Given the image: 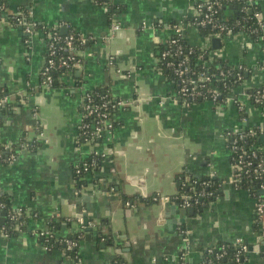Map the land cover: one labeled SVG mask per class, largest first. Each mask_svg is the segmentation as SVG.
<instances>
[{"label": "crops", "instance_id": "0c3cea01", "mask_svg": "<svg viewBox=\"0 0 264 264\" xmlns=\"http://www.w3.org/2000/svg\"><path fill=\"white\" fill-rule=\"evenodd\" d=\"M0 1L11 12L24 10L38 26L61 25L62 36L73 32L87 39L76 46L79 67L46 88L45 34L0 25V144L6 152L16 150L14 160L0 161V195L30 214L28 229L8 238L0 234V264H109L117 256L127 264H204L206 248L241 240L252 250L238 264H264L255 248H264V224L254 229L256 197L230 183L225 140L226 133L243 128L264 135V107L243 95V88H264L262 40L202 34L191 23L204 0H113L112 16L94 0ZM256 1L264 18V0ZM113 21L120 30L107 41ZM174 25L182 26L189 46L243 68V86L229 103L218 107L199 100L187 107L179 100L178 82L159 70L161 48L175 35ZM86 93L131 101L113 111L114 128L96 146L79 138ZM236 100L246 121L239 118ZM32 140L37 146L27 148L24 141ZM106 149L112 153L85 181L76 177L78 164ZM211 175L217 191L200 212L151 201L155 194L177 195L181 176ZM79 218L93 227L83 228ZM51 222H59V238L85 231L78 260L65 250L45 249L36 234L49 231ZM96 226L112 235V246L97 241L90 231Z\"/></svg>", "mask_w": 264, "mask_h": 264}, {"label": "built area", "instance_id": "2783aa9c", "mask_svg": "<svg viewBox=\"0 0 264 264\" xmlns=\"http://www.w3.org/2000/svg\"><path fill=\"white\" fill-rule=\"evenodd\" d=\"M94 1L102 5L105 10L108 11L107 2H99V0ZM239 1L240 0H204L197 5V13L191 24L199 29L209 28L210 34L208 36L211 37L223 38L242 33L247 34L250 38H252V35L257 36L264 42V18L261 12L253 10L256 0H243L247 5L248 13L251 10L249 14L253 15L255 18L256 26H249L250 28L247 29L248 19L246 17L232 24H228L217 18L218 10L222 7L223 2L233 3ZM1 24L11 27H21L27 34H32L36 25L29 21L28 18L23 19L19 14L11 12L8 6L0 1V25ZM60 26L51 29L48 28V30L43 28V33L46 36V56L41 69V76L42 83L46 88H51L53 86L55 81L54 71L59 68H67L69 69L68 71L71 72L73 68L79 67L81 60L76 58V44H84L87 41L85 37L79 36L73 32L62 36L58 29ZM172 28L175 31V36L166 42L165 50L160 54L159 70L164 73L163 68H167L174 75L175 81H177L179 85V100L187 107H190L199 100L211 102L218 107L229 103L231 96H227L221 101L220 105H217V101L221 96V91L216 86V83L219 84L225 81L226 78L232 76L233 71L237 70L241 72L237 73L234 78L236 81H240L242 79L241 73L243 72V68L232 66L228 69L220 70L216 75L210 74L207 69H209L210 66H212L210 64L214 62V56H210L209 59L204 62L206 69L203 68L204 70L201 69L200 71L195 70L188 65L186 58L183 57V46L179 40V38L182 39V26L174 25ZM119 30V23L113 21L111 23V31L106 37V40L109 41L113 39ZM62 51H65L67 56L62 57L59 62H56L55 56ZM175 58L177 59L175 60ZM262 70L264 71V67ZM240 84V86H243V80ZM243 95L255 104L264 103V88L256 90L254 94H250L247 88H243ZM95 97L98 98L93 93H86L84 95L83 116L80 124L79 138L84 142L92 143L96 146L98 140L102 138L104 134L111 132L114 128L110 111L125 109L131 105V101L106 96H103L98 101ZM235 103L239 110L243 109V106L238 100H236ZM90 119H92L93 131L89 130ZM241 120L246 121V118H241ZM248 135H254L252 129L246 132L245 128H243L241 130L228 132L225 135V140L231 153L233 167L230 183L236 188H241L243 177L254 178V183L259 191L263 193V195H257L253 192V195L256 197L255 222L261 227L264 224V149L262 146H254L250 148V150H245L239 146L240 141L245 139ZM25 146L30 147V144H25ZM111 153L112 151L110 149H106L104 152L98 150L93 151L89 163L83 162L78 164L76 173H80L81 167H83V170H86V172H92L100 165L98 163V158H102L103 161L109 157ZM14 159L15 155H11L6 160L12 161ZM212 176L213 175L206 180H191L185 178V181L189 184L187 193L178 192V194L173 197L155 194L151 196V200L155 203L170 201L186 209H195L198 206H203L202 200L214 197L215 194L205 189L197 190L196 186L200 184L208 188L211 184ZM126 204L129 207L132 206L130 202ZM0 210L6 211L7 222L11 224L15 223L18 227L22 225V222L19 221L21 214L30 216L29 211L26 209H13L11 207L10 210H7L2 202H0ZM79 222L83 224V228L93 227L89 222L87 225L83 223L82 218H79ZM5 225L0 226V234L8 238L9 235L7 229H5ZM36 235L38 238H45V243H43L44 247L50 250L51 247L47 245L46 242L48 239L54 238L55 235L50 231L38 232ZM79 237H81V235ZM59 242L64 244L66 251H70L77 246V243L70 239H59ZM255 246L256 250L260 251V254L264 258V248L258 246V244ZM230 247L229 245H222L219 249L217 246L206 248L204 264H219L222 259L227 257ZM233 248L235 250L234 256L236 261H240L241 259L244 260L246 255L251 251V248L242 240L233 244ZM78 259L79 257L75 260Z\"/></svg>", "mask_w": 264, "mask_h": 264}, {"label": "trees", "instance_id": "16d2710c", "mask_svg": "<svg viewBox=\"0 0 264 264\" xmlns=\"http://www.w3.org/2000/svg\"><path fill=\"white\" fill-rule=\"evenodd\" d=\"M107 2L108 3V14L112 16V14L115 12V5L113 4V0H99V2ZM253 10L254 11H259L262 12V7L259 4V2L256 1V3L253 6ZM13 13H17L19 14V16H21L23 19L24 18H28L27 13L24 10H18L15 11ZM246 17L248 19V26L247 29H249V26H256V21L253 15H250L247 11V5L246 3L243 2V0H240L239 2H233V3H229V2H223L222 7L218 10L217 13V18L223 22H226L228 24H232L235 23L237 20H240L242 18ZM43 28H45V30H48L47 27L45 26H38L37 24L35 25V29H40L43 32ZM51 29V28H49ZM200 31L202 32V34L209 35L210 34V29L209 28H200ZM175 36V35H174ZM172 36V37H174ZM46 38V36H45ZM252 39L254 40H261L259 37L252 35ZM180 43L183 46V57L186 58L187 63L189 66H191L192 68H194L197 71H200L201 69L205 68V64L204 62H206L209 57L211 56V52H209V50H203L197 47H192L189 46L187 44V42H185V40L182 38H179ZM79 44V43H78ZM77 46V44H76ZM165 47L161 48V52L163 50H165ZM66 52L62 51L59 52L56 56H55V60L56 62H59L61 60L62 57H66ZM76 58H78V56L76 55ZM177 58H175L176 60ZM213 64L212 66H210L208 70V72L210 74H218V72L220 70L223 69H228L229 67H232L230 65H228V63L226 61H223L221 58L218 57H213ZM164 70V74L166 76H168L169 78L175 80L174 75L171 73V71L167 68H163ZM69 69L67 68H59L58 70L54 71V77H55V81L53 83V86H55L57 84V79L59 77H61L62 75L66 74L68 72ZM73 70H76V68H73ZM72 70V71H73ZM204 70V69H203ZM241 72V71H240ZM238 70L237 71H233L232 72V76H230L229 78H226L225 81L220 82L219 84L216 83V86L220 89L221 91V96L217 101V105L221 104V101L226 98L227 96H233L236 97V89L241 85L240 83H242V80L244 81L245 79V73L244 71L241 73V77L242 79L240 81H236V79L234 78V76L237 73H240ZM225 83V84H224ZM260 88L257 89H250L249 93L250 94H254L256 92V90H258ZM94 94V93H93ZM95 96H99L94 94ZM96 98V97H95ZM102 98V96H99L98 98H96L98 101ZM254 103V102H253ZM255 104V103H254ZM258 106H262L264 107V103L263 104H255ZM114 110H111V114L113 113ZM239 118H247V114L245 113L244 108L242 110H239ZM90 131H93V123H92V119H90V127H89ZM246 132H248L249 130H251L250 128H245ZM254 132V135H248L245 139L241 140L239 143V146H241L243 149L245 150H250V148L254 147V146H261V141H260V137H261V133H260V129H252ZM26 144H30L31 148H35L37 146V141L36 140H32V141H24ZM23 142V143H24ZM27 147V148H30ZM16 154V150H12L8 152H6L5 148L0 144V161H5L9 156ZM260 156V154H259ZM102 162V158H98V163L100 164ZM85 163H89L88 161H85ZM94 171V170H93ZM89 172H86V170H83V167L80 168V173L77 174L76 173V177L80 178L82 180L85 181V176L88 174ZM208 179V178H206ZM206 179H201V180H206ZM264 180V179H263ZM177 187H178V192L180 193H187L188 189H189V184L188 182L185 181V177L181 176L179 178H177ZM201 182V181H199ZM241 188L243 189H249L252 192H255L257 195H261L259 189L257 188L256 184L254 183V178L253 177H243L242 183H241ZM197 190H202L205 189L209 192H213L214 194H216L217 191V182L216 180H212L211 179V184L210 186L207 188H205L204 186L198 184L196 186ZM213 197L202 200L203 204L205 205L208 201H210ZM132 199L129 200H124L125 203L131 201ZM152 201V200H151ZM0 202H2L5 205V208L7 210H10L12 206H10V203L3 197L0 195ZM203 206H198L197 208H195V212H200L203 209ZM29 219L30 217L27 216L26 214H21L19 217V221L22 222L21 226H17L15 223H9L7 222L5 225V229H7V233L9 235V237L11 236H16L19 232H23L26 229H28V225H29ZM69 221H66V223H68ZM59 226V222H51V226H50V232L52 234L55 235L54 238L52 239H48V241L46 242L47 245H49L51 247L50 250H56V249H61V250H65V246L63 243L59 242V239H70L73 240L77 243V246L75 248H73L70 251H66L65 252L71 256L74 259H77L79 257V249H80V245L82 243V241L85 238V231L81 230L75 234H72V236L67 237V238H59L56 236V231L58 229ZM96 231L93 229H91L90 231L93 233V231L95 232L94 235L97 238V241L99 243H104L106 246H112L114 244V239L112 237L111 234H106L104 232V228H100V226H96ZM254 229L256 231H260V226L259 224H255ZM81 235V237H79ZM41 242L45 243V238H40ZM222 245H229L231 246L230 249L228 250V255L225 259H222L219 264H222L223 262H231L232 264H238L240 263L243 259H241L240 261H236L234 253L235 250L233 248V244H219L217 246V248L219 249L220 246ZM249 246V245H248ZM250 247V246H249ZM251 248V247H250ZM204 254H205V250H204ZM204 260H205V256H204ZM109 264H127L126 260L121 257V256H117L116 258H114ZM181 264H185L184 261H181Z\"/></svg>", "mask_w": 264, "mask_h": 264}, {"label": "water", "instance_id": "95a60500", "mask_svg": "<svg viewBox=\"0 0 264 264\" xmlns=\"http://www.w3.org/2000/svg\"><path fill=\"white\" fill-rule=\"evenodd\" d=\"M249 13H251V10L249 11ZM212 41H213V43H217V44H219L221 40H220V38H214V39H212ZM261 139H262V141L264 142V135H262ZM186 210H187V213H188V214L193 215V214L195 213V209H193V208L186 209ZM0 214H1V215L3 216V218H4V222H0V226H4V224H5L6 220H7V214H6V211H4V210H0ZM84 223L87 225L88 221L85 220ZM89 230H90V229H88V231H89ZM103 246H104V245H103ZM250 250H252V248H251Z\"/></svg>", "mask_w": 264, "mask_h": 264}]
</instances>
